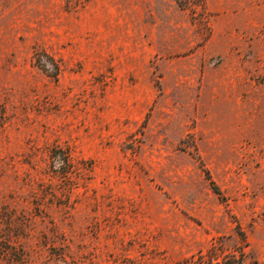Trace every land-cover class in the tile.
I'll return each instance as SVG.
<instances>
[{
    "label": "rangeland",
    "instance_id": "rangeland-1",
    "mask_svg": "<svg viewBox=\"0 0 264 264\" xmlns=\"http://www.w3.org/2000/svg\"><path fill=\"white\" fill-rule=\"evenodd\" d=\"M0 264H264V0H0Z\"/></svg>",
    "mask_w": 264,
    "mask_h": 264
}]
</instances>
